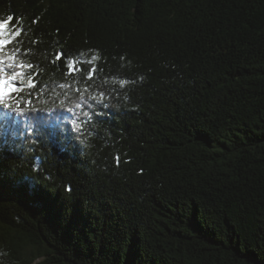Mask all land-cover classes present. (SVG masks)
Returning <instances> with one entry per match:
<instances>
[{
    "label": "trees",
    "instance_id": "16d2710c",
    "mask_svg": "<svg viewBox=\"0 0 264 264\" xmlns=\"http://www.w3.org/2000/svg\"><path fill=\"white\" fill-rule=\"evenodd\" d=\"M8 15L34 106L60 115L0 122V264H264V0Z\"/></svg>",
    "mask_w": 264,
    "mask_h": 264
},
{
    "label": "snow or ice",
    "instance_id": "6c2138e0",
    "mask_svg": "<svg viewBox=\"0 0 264 264\" xmlns=\"http://www.w3.org/2000/svg\"><path fill=\"white\" fill-rule=\"evenodd\" d=\"M14 19L13 15L0 18V122L10 121L15 126L19 121L30 123L31 121H43L45 119L55 120L60 115L57 108H53L50 114L45 116L43 114L44 110L35 107L33 104V93L37 90L38 81L36 76L38 73H26L25 69H32L33 65L18 60L21 53L19 44L21 43L20 37L23 30L18 26L19 22L17 24L13 23ZM62 58L66 61V75H72L82 70L74 68L78 61L69 59L63 52L56 54V60ZM97 58V56H93L92 61ZM88 63L91 64V61H88ZM93 72H95L94 66L88 71V79H91ZM125 83L126 81H121V87ZM59 87L67 88L69 86L61 84ZM40 91H43V88ZM25 96L28 99H25ZM100 97L103 98V93L100 94ZM35 99H39L38 94ZM53 103L55 104L56 101L54 100ZM63 103V101H59L61 107H63ZM76 107L79 108L81 105L77 103ZM84 115L87 116L88 113H84ZM28 130L31 131V128ZM13 135L15 136L16 133L14 132ZM116 162L119 165V158ZM66 190L71 191V188L69 187Z\"/></svg>",
    "mask_w": 264,
    "mask_h": 264
}]
</instances>
